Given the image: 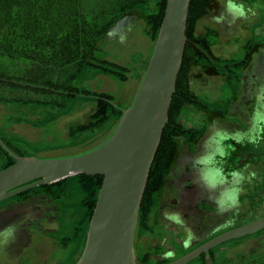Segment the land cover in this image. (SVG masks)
<instances>
[{"label":"flooded vegetation","instance_id":"flooded-vegetation-1","mask_svg":"<svg viewBox=\"0 0 264 264\" xmlns=\"http://www.w3.org/2000/svg\"><path fill=\"white\" fill-rule=\"evenodd\" d=\"M236 2L252 12L246 18L233 20L226 13L225 0H190L175 91L139 210L135 243L141 264H169L226 232L264 219V141L258 145L236 143L234 139L226 142L231 146L226 172L247 166L248 171L257 174L251 183H244L238 208L218 215L203 189L192 183L190 161L201 153L210 135L209 125L215 122L228 132H247L254 112L264 108V100L258 95L264 85V0ZM142 16L125 19L142 25L152 43L148 23ZM119 24L98 43L96 67L92 69L95 72L91 75L121 84L127 82L130 70L108 57L97 56L112 40ZM148 60L142 62L143 67ZM75 88L76 91L57 90L70 97L54 100L0 86V171L14 164L3 146L13 155L25 156L15 138L34 143L42 138L51 143L58 138L67 140L72 147L90 146L102 138L121 113L122 97L91 92L80 85ZM46 107L53 110L43 118L39 111ZM4 116L6 122L2 123ZM72 177L75 175L0 202V229L18 223L15 241L0 251V264H70L78 255L90 218H86L83 235L81 226L70 239L59 237L66 217L64 203L68 201L66 180ZM88 204L89 200L82 202L85 215ZM165 211H179L184 225L167 220ZM73 243H79L80 249L71 254ZM188 264H264V228L219 242Z\"/></svg>","mask_w":264,"mask_h":264},{"label":"water","instance_id":"water-1","mask_svg":"<svg viewBox=\"0 0 264 264\" xmlns=\"http://www.w3.org/2000/svg\"><path fill=\"white\" fill-rule=\"evenodd\" d=\"M189 5L190 0H165L157 37L151 43L148 63L140 71L136 92L128 106L119 108L121 116L105 137L84 150L57 155L20 157L3 146L14 164L0 171V202L78 174L102 177L83 245L70 264H141L135 243L139 210L175 91ZM0 81L28 85L5 78ZM262 228L264 219L231 230L169 264H188L219 242Z\"/></svg>","mask_w":264,"mask_h":264},{"label":"trees","instance_id":"trees-1","mask_svg":"<svg viewBox=\"0 0 264 264\" xmlns=\"http://www.w3.org/2000/svg\"><path fill=\"white\" fill-rule=\"evenodd\" d=\"M151 2L153 12L148 8ZM164 7L165 0H0V59L14 70L12 77L8 70L0 77L53 90L4 82L0 86L68 99L69 94L57 90L76 91L73 83L87 67H96L98 43L120 20L144 14L154 42ZM75 178L84 191L82 202L89 200L85 215L89 220L102 177L78 174Z\"/></svg>","mask_w":264,"mask_h":264},{"label":"rangeland","instance_id":"rangeland-1","mask_svg":"<svg viewBox=\"0 0 264 264\" xmlns=\"http://www.w3.org/2000/svg\"><path fill=\"white\" fill-rule=\"evenodd\" d=\"M148 8L150 9V11L153 12L154 3L151 2ZM150 11H148L147 13H150ZM117 30L118 31L114 33V37H112V40H110L107 47H104L101 53L97 54V56L103 55L102 57H108L110 61H114L119 66L127 67L130 70L127 76V82L121 84L116 83V81L113 80H107V82H104L106 80L100 77H92L91 73H93V71L95 72V70H92L93 68L87 67L84 72H82V75L79 80L73 83V87L80 85L82 88L90 90L91 92H108L114 97L120 98L121 96V103L123 108H125L129 105L133 98V95L136 92L137 85L140 79V71L144 68L142 62L145 61V59L147 58L149 59L152 46L145 36L144 27L142 25L139 26L137 23L132 24L127 19H124V21L119 24ZM5 70H8V73L10 75H8ZM13 72V68H8L6 63H4L0 59V75L5 74L11 76ZM9 106L12 105L9 103ZM46 108L47 109H44L45 111H39L40 116L43 118L47 116V113L52 112L53 110L50 109L51 107ZM7 117L9 118V116ZM4 122H6L5 116L2 120V123ZM3 137H5V135ZM18 139L19 138H15V142L20 143V145L17 144V146L19 147L18 149L23 151L25 155L24 157L68 154L84 150L92 146L80 145L77 147H72L71 145H69L70 143L67 142V140H58V138H56V140L51 143L46 142V140L43 138L40 141H35V143L30 142L28 139L25 138L24 140L20 139L21 142L17 141ZM66 186L68 201L64 203L63 208V210L66 211V217L64 218L62 231L59 233V237L70 239L71 237H73L74 232L77 230V227L83 226L81 227V235H83V229L85 228L86 224V217L85 211L82 207L84 191H82V189L80 188L77 179L73 177L69 178L68 180H66ZM78 245L79 243H73L70 246L71 254L78 252Z\"/></svg>","mask_w":264,"mask_h":264},{"label":"clouds","instance_id":"clouds-1","mask_svg":"<svg viewBox=\"0 0 264 264\" xmlns=\"http://www.w3.org/2000/svg\"><path fill=\"white\" fill-rule=\"evenodd\" d=\"M226 13L234 19L246 18L251 8L246 9L244 4L236 0H225ZM255 15V13H252ZM219 22V21H217ZM258 95L264 100V85L258 89ZM210 135L207 136L202 151L190 161L193 175L192 183L203 189L206 198L216 206V213L223 215L239 206V197L245 182L251 183L256 179L255 171H248L247 166L240 170H225V161L230 155L228 140L234 139L236 143L247 142L258 145L264 141V108L253 114L252 127L247 132H228L218 127L215 122L209 125ZM181 171L182 170H178ZM247 173V175H245ZM165 218L177 225H184V218L179 211L164 213ZM18 223L9 224L0 229V251H3L16 239Z\"/></svg>","mask_w":264,"mask_h":264}]
</instances>
